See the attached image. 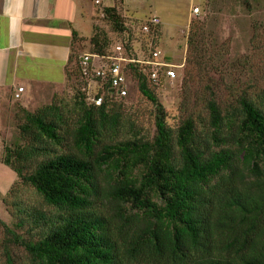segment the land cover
Returning <instances> with one entry per match:
<instances>
[{"label": "trees", "instance_id": "obj_1", "mask_svg": "<svg viewBox=\"0 0 264 264\" xmlns=\"http://www.w3.org/2000/svg\"><path fill=\"white\" fill-rule=\"evenodd\" d=\"M102 11L109 30L74 36L68 96L16 107L2 159L17 178L3 199L4 264H264V59L254 49L233 62L225 98L208 83L193 95L188 85L224 59L209 16L193 21L175 126L158 96L167 80L155 82L151 67L125 66L127 97L110 76L84 74V53L110 57L123 45L147 60L163 36L162 26L144 33L151 18L130 24L117 7ZM130 80L151 107L154 136L126 104Z\"/></svg>", "mask_w": 264, "mask_h": 264}, {"label": "rangeland", "instance_id": "obj_2", "mask_svg": "<svg viewBox=\"0 0 264 264\" xmlns=\"http://www.w3.org/2000/svg\"><path fill=\"white\" fill-rule=\"evenodd\" d=\"M208 2L210 0H106V7H117L130 24L132 22L142 23L154 16L161 19L163 36L157 48L170 58L172 64L179 68L177 69L178 78L174 81H167L158 96L175 126L179 124L181 117L185 116L182 110L184 96L182 87L189 60L188 38L193 21L204 20L209 16L207 23L212 24L219 45L222 49L224 48L222 51L224 59L220 61L221 64H218L220 66L214 71H209L205 80L196 79L193 85H188L187 91L193 95L201 93L204 85L208 83L221 98H225L226 83L229 81L227 76L230 75L228 73L229 66L237 60L243 61L252 54L254 49H256V55L264 59V0H260L258 6L253 3L250 10L242 8L235 0H219L216 9L210 14L207 13ZM195 9H200V14H195ZM101 11L99 14L103 13ZM96 24V26L99 25L109 30L104 22L103 14L99 16ZM255 25H257L258 39L253 41L255 28L253 26ZM256 55L254 54V56ZM239 76L237 74L236 77ZM241 81L242 78L239 82ZM130 88L131 96L126 104L141 117L140 124L154 136L151 107L145 104L131 80ZM64 93L68 96L67 86L56 95L60 96ZM56 95L52 96L48 92H44L43 101L38 109L49 105ZM189 106L195 109V104L192 103ZM10 116L8 124L0 125V220L6 224H11V217L7 213L3 199L17 180L16 174L2 164L4 147L10 144L17 135L14 115L11 114ZM3 240V229L0 228V264H4L6 261ZM15 255L17 259L24 260L22 253L17 252Z\"/></svg>", "mask_w": 264, "mask_h": 264}, {"label": "crops", "instance_id": "obj_3", "mask_svg": "<svg viewBox=\"0 0 264 264\" xmlns=\"http://www.w3.org/2000/svg\"><path fill=\"white\" fill-rule=\"evenodd\" d=\"M103 7L94 0H0V125L17 106L36 110L44 92L66 87L74 36L90 39Z\"/></svg>", "mask_w": 264, "mask_h": 264}, {"label": "built area", "instance_id": "obj_4", "mask_svg": "<svg viewBox=\"0 0 264 264\" xmlns=\"http://www.w3.org/2000/svg\"><path fill=\"white\" fill-rule=\"evenodd\" d=\"M97 6L103 5V0H94ZM195 14H200V9L194 10ZM162 26V21L158 16L152 17L148 24L143 28L144 33H149L151 30L159 31ZM82 67L85 75H91L96 78H104L110 76L112 79L113 92L118 96L127 97L128 91L127 78L125 76V66L130 63H139L145 67H151L153 73L151 78L157 82L161 77H165L167 81H174L178 78L177 69L178 66L166 61V56L161 50L156 48L152 50L146 59L133 60L128 57L123 45H118L114 56L103 57L87 53L82 56ZM24 89H19V93L15 95L16 100L21 99V94L24 93ZM91 102H95L98 106L102 105L103 99L95 100L91 99Z\"/></svg>", "mask_w": 264, "mask_h": 264}]
</instances>
